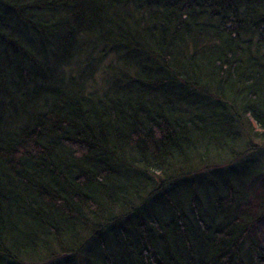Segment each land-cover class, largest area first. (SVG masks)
Instances as JSON below:
<instances>
[{
    "label": "trees",
    "instance_id": "obj_1",
    "mask_svg": "<svg viewBox=\"0 0 264 264\" xmlns=\"http://www.w3.org/2000/svg\"><path fill=\"white\" fill-rule=\"evenodd\" d=\"M263 154L264 0H0V264H264Z\"/></svg>",
    "mask_w": 264,
    "mask_h": 264
},
{
    "label": "rangeland",
    "instance_id": "obj_2",
    "mask_svg": "<svg viewBox=\"0 0 264 264\" xmlns=\"http://www.w3.org/2000/svg\"><path fill=\"white\" fill-rule=\"evenodd\" d=\"M253 155H258V154H256V153L247 154L246 156H244L245 157L244 159L245 160H251L254 157ZM261 159L264 160V157L261 156ZM243 171L246 172L247 169H243ZM249 175L250 174H248V176ZM237 176L241 177V175H237ZM253 184H254L253 185L254 194L257 197H259L260 194L264 191V176L260 175V176L255 177L254 181H253ZM245 207H246L247 210L249 209V212H251L252 215L256 216L258 214L259 209H260L259 200L256 197H252V198H250L248 200V203H247V205ZM257 226H258L257 227L258 230L256 232V240L259 243V245L264 248V229H263V225L259 223ZM253 236H254V234H253Z\"/></svg>",
    "mask_w": 264,
    "mask_h": 264
}]
</instances>
